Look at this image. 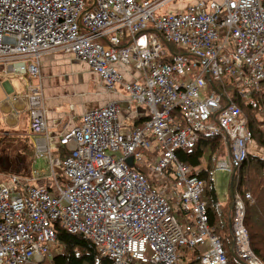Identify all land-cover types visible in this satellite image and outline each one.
Returning a JSON list of instances; mask_svg holds the SVG:
<instances>
[{"label": "built area", "instance_id": "2783aa9c", "mask_svg": "<svg viewBox=\"0 0 264 264\" xmlns=\"http://www.w3.org/2000/svg\"><path fill=\"white\" fill-rule=\"evenodd\" d=\"M170 1L0 0L1 73L28 80L12 100L27 102L33 161L43 159L51 179L47 187L18 176L0 183V264H43L60 252L54 224L86 237L112 264H178L193 250L201 264L227 263L201 199L205 183L176 152L220 135L227 159L216 170L231 175L244 160L252 142L246 118L222 106L207 76L213 84L230 79L241 97H264V0H199L156 16ZM51 52L86 64L108 91L122 87L128 106L146 107V119L126 129L117 103L89 109L58 139L68 154L54 157L39 73ZM256 119L264 130V109ZM43 175L31 171L33 179ZM232 209L233 254L261 264L239 196Z\"/></svg>", "mask_w": 264, "mask_h": 264}, {"label": "trees", "instance_id": "16d2710c", "mask_svg": "<svg viewBox=\"0 0 264 264\" xmlns=\"http://www.w3.org/2000/svg\"><path fill=\"white\" fill-rule=\"evenodd\" d=\"M173 0L172 2H175ZM173 52L182 53L172 47ZM221 83L214 81L215 89L208 85L209 91L217 90L223 95L222 106L233 104L238 107L246 118V129L252 135V142L264 149L263 123L256 119V115L264 109V97L261 94L250 92L245 97L239 96L230 79L225 78ZM22 148L27 154H32L31 141L24 136ZM227 153L226 145L220 135H201L196 145L188 152L178 150L176 156L179 161L187 163L205 183L201 199L205 201L209 215V227L212 235L221 242L227 258L226 264H246V262L231 256L232 246V205L234 197L239 196L244 204V228L248 234L250 249L261 264H264V158L252 153L248 146L246 156L240 166L232 171L229 179L228 200L220 203L212 181V172L220 158ZM58 154L64 158L68 153L59 147ZM205 163V167L202 163ZM140 172L145 173L144 170ZM250 199H246V195ZM53 230L60 252H53L51 263L44 260L43 264H112V261L99 256L93 244L84 236L64 231L54 224ZM182 264H201V257L193 251H183L180 255ZM153 264V263H149ZM162 264V263H159Z\"/></svg>", "mask_w": 264, "mask_h": 264}, {"label": "crops", "instance_id": "0c3cea01", "mask_svg": "<svg viewBox=\"0 0 264 264\" xmlns=\"http://www.w3.org/2000/svg\"><path fill=\"white\" fill-rule=\"evenodd\" d=\"M121 72L124 73V67ZM39 73L48 137L54 157L58 156L59 137L79 126L82 115L89 109L117 103L118 122L126 129L139 127L147 117L146 107L128 106L122 87L117 86L114 91H105L99 76L72 55L62 52L44 55L41 58ZM20 79L21 81L6 79L0 66V144L5 143L12 148L11 151L7 150V153H0V183L7 181L10 176H18L27 179L31 186L47 187L51 184L47 168L40 170L44 174L41 179H33L31 171L36 160L33 161V152L27 154V150L22 148L24 136L31 141V135L27 102L25 99L12 100V96L22 95L27 89L28 80L24 77ZM125 79L134 80L127 73ZM250 150L252 151L251 147ZM230 252L232 257H236L232 246Z\"/></svg>", "mask_w": 264, "mask_h": 264}, {"label": "rangeland", "instance_id": "374dc122", "mask_svg": "<svg viewBox=\"0 0 264 264\" xmlns=\"http://www.w3.org/2000/svg\"><path fill=\"white\" fill-rule=\"evenodd\" d=\"M196 1H199V0H176L175 2L170 1L167 4H165V6H163L159 11H157L155 13V15L156 16L162 15V14L166 13L167 11H170V12H181V11L185 10V8L188 5H191V4L195 3ZM202 1L203 2H208L210 0H202ZM3 76L6 79H15V80L21 81L20 77L12 75V74H3ZM34 82H36V81H34ZM102 88H103V86H102ZM104 90L107 91L106 89H104ZM250 147L252 149V153L256 152L257 155H260L261 157L264 158V149L259 148L256 145L255 142L251 143ZM7 150L11 151L12 148L10 146H7L5 143L2 144V145L0 144V153H1V151L2 152L4 151V152L7 153ZM226 159H227V153L225 154L224 157L220 158L219 161H226ZM202 166L205 167V163L204 162L202 163ZM33 168H34V170L40 171L41 169H44V168L46 169L47 168V164L43 161V159H38V160L35 161V163H33ZM46 172H47L48 175L50 174L48 169L46 170ZM56 175L58 177H60V174H59V172L57 170H56ZM229 179H230V174L229 173H227L226 171L216 170V167H215V169L212 172V181H213V185H214V188H215V191H216V194H217L218 201L220 203H224L225 201L228 200ZM48 258L49 259H47V261L51 263L52 255L49 256ZM178 264H182L181 260L179 261Z\"/></svg>", "mask_w": 264, "mask_h": 264}, {"label": "water", "instance_id": "95a60500", "mask_svg": "<svg viewBox=\"0 0 264 264\" xmlns=\"http://www.w3.org/2000/svg\"><path fill=\"white\" fill-rule=\"evenodd\" d=\"M207 82H208V84L210 85V86H212L214 89H215V87L213 86V83H212V81H211V79L209 78V76H207ZM127 164L129 165V166H132V159L131 158H128L127 159ZM236 169H234V171H235ZM231 178V177H230Z\"/></svg>", "mask_w": 264, "mask_h": 264}, {"label": "bare ground", "instance_id": "6f19581e", "mask_svg": "<svg viewBox=\"0 0 264 264\" xmlns=\"http://www.w3.org/2000/svg\"><path fill=\"white\" fill-rule=\"evenodd\" d=\"M16 76V75H15Z\"/></svg>", "mask_w": 264, "mask_h": 264}]
</instances>
